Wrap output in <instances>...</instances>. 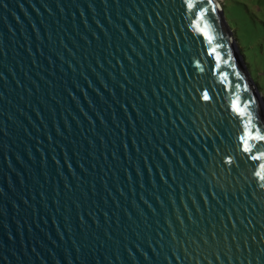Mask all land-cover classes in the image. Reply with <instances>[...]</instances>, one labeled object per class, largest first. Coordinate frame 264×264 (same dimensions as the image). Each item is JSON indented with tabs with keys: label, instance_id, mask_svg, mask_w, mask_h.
<instances>
[{
	"label": "water",
	"instance_id": "95a60500",
	"mask_svg": "<svg viewBox=\"0 0 264 264\" xmlns=\"http://www.w3.org/2000/svg\"><path fill=\"white\" fill-rule=\"evenodd\" d=\"M194 3L0 0V264H264V116Z\"/></svg>",
	"mask_w": 264,
	"mask_h": 264
},
{
	"label": "rangeland",
	"instance_id": "374dc122",
	"mask_svg": "<svg viewBox=\"0 0 264 264\" xmlns=\"http://www.w3.org/2000/svg\"><path fill=\"white\" fill-rule=\"evenodd\" d=\"M211 1L215 2L225 34L250 78V85L264 115V0Z\"/></svg>",
	"mask_w": 264,
	"mask_h": 264
},
{
	"label": "snow or ice",
	"instance_id": "6c2138e0",
	"mask_svg": "<svg viewBox=\"0 0 264 264\" xmlns=\"http://www.w3.org/2000/svg\"><path fill=\"white\" fill-rule=\"evenodd\" d=\"M185 6L189 9V10H195L198 8L197 11H194V15H196L198 18H203L204 12L206 11V9H204L203 7H200L198 4L194 3V0H184ZM200 31L203 33V35L207 36L209 40H211V36H208V33L204 30V29H200ZM215 49H212V52L215 53ZM217 59H219V57L217 56ZM237 87H239V85H237ZM203 100L207 101L210 99L209 96V92L207 90L203 91L202 93V97ZM233 108L239 112V114L241 116H244L245 113L240 111L239 106L237 104L233 105ZM251 123V121H247L245 123V130L244 133L239 137L240 141H241V145H242V151H244L245 153H249L251 154L253 152V148L250 147V142L251 141H258L260 143H264V134H261L257 131H255L254 129H251L248 127V125ZM220 151H222L221 149H218ZM261 157H264V152L260 153L259 156H250V159H260ZM232 157L228 156L226 160L223 161V163L226 164H231L232 163ZM261 167H264V165H261ZM257 175H259V173H257ZM261 179H264V176L260 177Z\"/></svg>",
	"mask_w": 264,
	"mask_h": 264
},
{
	"label": "bare ground",
	"instance_id": "6f19581e",
	"mask_svg": "<svg viewBox=\"0 0 264 264\" xmlns=\"http://www.w3.org/2000/svg\"><path fill=\"white\" fill-rule=\"evenodd\" d=\"M247 77V76H246ZM250 84V83H249ZM250 87L252 88V86L250 85ZM253 89V88H252ZM253 91V90H252ZM253 94H254V99H255V101H256V103H257V105H258V107H259V104H258V101H257V99H256V97H255V93H254V91H253ZM264 116V115H263Z\"/></svg>",
	"mask_w": 264,
	"mask_h": 264
},
{
	"label": "trees",
	"instance_id": "16d2710c",
	"mask_svg": "<svg viewBox=\"0 0 264 264\" xmlns=\"http://www.w3.org/2000/svg\"><path fill=\"white\" fill-rule=\"evenodd\" d=\"M223 15H224L225 19H227L224 10H223ZM227 22H228V20H227ZM228 24H229V23H228ZM229 26H230V25H229ZM230 27H231V26H230ZM235 38L238 39V37H235ZM243 54H244V52H243Z\"/></svg>",
	"mask_w": 264,
	"mask_h": 264
}]
</instances>
